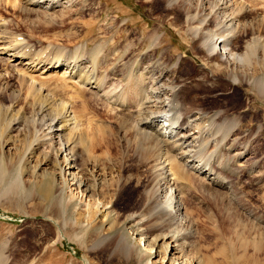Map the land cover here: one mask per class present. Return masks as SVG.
Here are the masks:
<instances>
[{"label":"rangeland","instance_id":"1","mask_svg":"<svg viewBox=\"0 0 264 264\" xmlns=\"http://www.w3.org/2000/svg\"><path fill=\"white\" fill-rule=\"evenodd\" d=\"M196 2L72 0L48 8L0 0V264H172L160 235L170 236L166 242L178 239L177 264H264V89L258 84L264 82V60L261 51L249 60L244 55L247 41L264 43V0L227 1L225 12L239 14L226 51L244 58L230 63L227 53L221 60L220 46L210 50L205 39L194 36L192 28L201 20L190 23L185 7ZM240 9L249 11L241 16ZM207 20L213 29L225 25L216 13ZM2 46L24 59L32 56L34 70ZM58 58L80 61L84 70L93 65L102 87L76 83L77 75L65 76L63 66L42 72ZM163 71L164 82L157 79ZM162 82L185 99L174 95L167 123L176 120L177 127L190 108L205 112L202 119H186L188 142L180 140L184 133L178 128L172 136L153 116L148 122L149 113L168 107L156 90ZM158 96L162 108L147 107ZM68 111L74 128L66 138L80 153V180L97 177V197L113 200L115 221L92 202L81 206L75 184L60 182L65 190L58 195V185L49 183L55 174L46 170L56 172L58 161L66 162L56 149L61 138L54 144L46 139L48 125ZM156 129L167 136L155 157L143 158L139 143ZM177 156L182 163L193 160L184 164L187 177L169 175L170 182L157 183L167 169H161L162 160L171 164ZM42 159L48 166L39 167ZM192 163L206 171L191 169ZM164 189L183 205L184 219L169 211ZM136 211L145 217L143 224L123 221ZM159 250L164 263L156 262Z\"/></svg>","mask_w":264,"mask_h":264},{"label":"bare ground","instance_id":"2","mask_svg":"<svg viewBox=\"0 0 264 264\" xmlns=\"http://www.w3.org/2000/svg\"><path fill=\"white\" fill-rule=\"evenodd\" d=\"M70 1H72V0H24V3H25V5L26 6H30V5H33V6H35V5H40V6H43V5H45V4H47V5H49V7L48 8H50V6L51 5H53V4H57V5H61L62 3H67V2H70ZM227 1L228 0H197V2H196V4L194 5V6H192V5H189L188 7L186 6V5H184V6H186L185 7V9H186V11H187V13H188V15H189V13H192V14H190L191 15V17H190V19H189V22L190 23H193L195 20L194 19H197V18H199L201 21L199 22V24H194V26H193V28H192V30L194 31V36L195 37H197L198 36V38L199 39H201V40H203V39H205V40H203V41H205L206 43H207V45L209 46L208 47V49H210V50H215L218 46H220V58H222L221 60H224L223 58H224V56L226 55V53H227V58H226V60H225V62H227V63H230L231 62V60L232 59H235V60H240V61H244V58H242L241 57V55H239V56H237V53H233L232 51L230 52H227L226 50H227V46L229 45V43L230 42H232L233 40H235L234 38V34L232 33L233 32V30H234V28H232L233 26H235L234 25V23H233V20L235 19V18H238L237 16V14H239V13H237L236 15H234V12H235V10H234V12L233 13H227V12H225V9L227 8L228 9V7L229 6H227ZM183 2H185V1H183ZM194 2V1H193ZM188 3V2H187ZM192 3V2H191ZM195 3V2H194ZM182 4V3H181ZM209 4V5H208ZM24 5V4H23ZM46 6V5H45ZM54 6V5H53ZM52 7V6H51ZM195 8V12H193L192 10H191V8ZM24 8V7H23ZM34 8V7H33ZM45 8V10H46V8L47 7H44ZM43 8V9H44ZM198 8H200V10H198ZM243 9H245V8H243ZM243 9L241 10V13H240V15L241 16H245V13L246 12H248L247 10H246V12H245V10H244V12H243ZM27 10H29V8L27 9ZM198 10V11H197ZM29 11H33V10H29ZM229 11V10H228ZM230 12V11H229ZM214 14V13H216L217 15H220L221 16V20H219L220 22H221V24H225L224 26H223V29H220V28H218V29H213V28H210L209 27V25H208V21L209 20H207V17H209V15H211V14ZM228 14V15H227ZM240 16V17H241ZM214 17V16H213ZM247 17V16H246ZM188 19V18H187ZM198 19V20H199ZM210 19V18H209ZM214 19H215V17H214ZM217 19V18H216ZM240 20V19H239ZM188 21V20H187ZM212 21V20H211ZM229 21H230V23H229ZM238 21V20H237ZM202 22H205L206 24H204V23H202ZM208 22V23H207ZM220 24V23H219ZM190 25H192V24H190ZM220 29V30H219ZM6 33V32H5ZM2 34V33H1ZM0 38H4V36H2V35H0ZM193 39H195V38H193ZM200 41V40H199ZM195 42H196V40H195ZM197 42H198V40H197ZM204 42V43H205ZM3 43H5V41L3 42ZM194 43V42H193ZM203 44V43H202ZM4 45V44H3ZM194 45H196L195 43L193 44V46ZM222 45V46H221ZM14 46V45H13ZM17 48H18V46L17 45H15ZM15 46H14V48H15ZM197 46V45H196ZM206 46V45H205ZM3 47V51L4 52H6V53H9V55H11L12 57H13V59H21V61H17V63H21V62H23L22 64L23 65H25V66H27V68L29 69V70H32L33 69V67H35V65L33 64L34 63V60L31 58L32 56H24L26 59H24V58H21V55H17V53L15 52H13V50L12 49H8V46H2ZM13 48V47H12ZM196 48V47H195ZM245 57L249 60V59H251L252 57H258V56H260V54H261V52H263L262 53V58H263V60H264V43L262 44V42L260 41V39L259 38H257L256 40L254 39V41H251V42H248L247 41V43H246V45H245ZM19 49V48H18ZM17 49V50H18ZM223 50V51H222ZM261 51V52H260ZM3 52V53H4ZM20 52H22L21 51V49H20V51H18V53H20ZM196 52V51H195ZM218 54H219V51L217 52ZM230 55H229V54ZM22 54V53H21ZM24 54V53H23ZM22 57H23V55H22ZM22 59H24V60H22ZM62 59V58H61ZM78 60H80V59H78ZM91 60V59H90ZM93 60V59H92ZM42 61V60H41ZM236 62V61H235ZM234 62V63H235ZM82 63V62H81ZM80 61H77V60H75V61H71V60H69V61H66V60H60L59 61V58L58 59H56V60H54V59H52V60H49L48 61V65L47 66H45L44 67V69H43V71L42 72H47V71H50L51 72V70H54V69H57L56 71H58V68H59V70L62 68V66L64 67L63 68V72H62V74H64L65 76H69V74H71L73 77H75V75H77V78H76V83H78L79 81H84V82H88V84H91V83H95V85H94V87H96V88H101L102 87V84L104 83V81H103V83H101L102 81H101V78H99L98 77V74H96L97 75V77L99 78H96L95 76V67L93 66V65H91L92 67H94V68H92L91 66L90 67H86L85 69L86 70H84L83 69V67H82V69H80L79 67H80ZM95 62L93 61V63H91V64H94ZM43 64H45V63H43ZM43 64L41 65V66H43ZM85 64H87V61H86V63ZM264 64V63H263ZM82 65H84L83 63H82ZM81 65V66H82ZM96 65V64H95ZM37 66V65H36ZM86 66H88V65H86ZM168 69H170V68H168ZM172 69H174V68H172ZM34 70V69H33ZM175 70H176V68H175ZM55 71V70H54ZM94 71V72H93ZM60 72V71H59ZM69 72H71V73H69ZM76 72V73H75ZM166 72V71H165ZM178 72V71H177ZM177 72H175V73H177ZM69 73V74H68ZM171 73V71L169 72V74ZM174 73V74H175ZM178 74V73H177ZM165 75H167V74H165L164 73V71H163V73H161V75L157 78V79H162V80H159V81H163V77L165 76ZM230 75V74H229ZM169 76H171V74L169 75ZM173 77H174V75H172ZM94 77V79L92 80V78ZM180 77V76H179ZM183 77V76H182ZM175 78V77H174ZM69 79L70 80H72L70 77H69ZM172 79V78H171ZM74 80V79H73ZM165 80V79H164ZM174 80V79H173ZM158 81V82H159ZM72 82V81H71ZM70 82V83H71ZM164 82V81H163ZM162 82V83H163ZM169 82V81H168ZM73 83V82H72ZM71 83V84H72ZM79 84V83H78ZM83 84H85V83H82V85ZM137 84H139V83H137ZM174 84V83H173ZM258 84H259V86L261 87V88H263L264 89V82H263V79H260L259 80V82H258ZM99 85H101V86H99ZM76 87H77V85H75ZM99 86V87H98ZM168 86V84L165 82V83H163V84H161V85H158L157 86V88H156V90H158L159 92H160V95L161 96H166L167 97V102H165L166 103V105H168V107L163 111V110H160V111H158V112H155V113H157L158 115H156L155 113H149L148 114V117H147V119H149V117L150 116H153V119H156V121H160V123L161 124H159L158 126H161L160 128L161 129H166V131L168 130V132H169V135H172L173 136V128H175L176 127V124L178 123V121H176V120H172L170 123H167V122H169L168 121V118H167V116H169V114H170V109L172 108V106H173V104H174V98H177V97H174V95H176V96H178V94H179V101H181L182 100V102H184L183 101V99H184V96L183 95H180V93H181V91H180V93H178V91H177V89H176V87H174V86H170V88L169 87H167ZM93 87V86H92ZM93 87V88H94ZM169 88V89H168ZM136 90H137V88H136ZM139 90V89H138ZM151 92V91H150ZM145 93V92H144ZM143 93V94H144ZM33 94V93H32ZM38 94V93H37ZM136 94V93H135ZM134 94V95H135ZM100 95V94H99ZM106 95V94H105ZM111 96V95H110ZM144 96H145V94H144ZM144 96H143V99H144ZM157 96V95H156ZM135 97V96H134ZM138 97H141V95L140 96H138ZM137 97V98H138ZM117 98V97H116ZM125 98V97H124ZM157 98V97H156ZM160 98V96H158V98H157V100L155 99V101L152 99H150V104H148V102H147V107L149 106V105H156V106H159L160 108H162V104L161 103H159L158 102V99ZM42 99V98H41ZM41 99H39L38 101H40ZM143 99H141V100H143ZM146 99V98H145ZM145 99H144V101H145ZM119 100V99H118ZM123 100H125V99H123ZM140 100V99H139ZM185 100V99H184ZM37 101V100H36ZM44 101V100H43ZM43 101H41L40 103H41V105H42V102ZM120 101V100H119ZM50 102V101H49ZM124 102V101H123ZM142 102V101H141ZM141 102H139V103H141ZM37 103V102H36ZM39 103V102H38ZM37 103V104H38ZM177 103V102H176ZM52 104V103H51ZM63 104V103H62ZM36 105V104H35ZM44 105V104H43ZM42 105V106H43ZM145 105V104H144ZM176 105V104H175ZM40 106V105H39ZM41 106V107H42ZM50 106V105H49ZM65 106V105H64ZM180 106V105H179ZM186 106V105H185ZM45 107V106H44ZM67 107V106H66ZM176 107H177V105H176ZM35 108H36V106H35ZM39 108V107H38ZM64 108V107H63ZM190 108V107H189ZM173 109H175V108H173ZM177 109V108H176ZM176 109H175V111H176ZM182 109V108H181ZM180 109V110H181ZM179 110V109H178ZM190 112L189 113H187L186 114V119H188V117L190 118V117H192L193 119H191V120H194L195 118H197V120H199V119H202L203 117H205L204 115V113H203V111H201V110H199V109H197L196 108V110H195V108H190ZM38 111V110H37ZM36 111V112H37ZM148 111V110H147ZM174 111V110H173ZM173 111H171V112H173ZM39 112H41L42 113V111L40 110ZM51 112V111H50ZM63 112V111H62ZM144 113H146V111L144 112H142V114L144 115ZM59 114V113H58ZM141 114V115H142ZM182 114V113H181ZM207 114V113H206ZM64 116V118L62 117V116H60V115H58V116H55V117H52L51 118V121H50V123H49V125H48V128H49V131L46 133V134H48V136L46 137V139L48 138V140L51 142V144L53 143H55V138H58V137H60L61 139L60 140H58V141H60L59 142V146H56V149H57V152L59 153V154H61V156L62 155H64L63 156V159H64V161L66 162V164H65V166L64 165H62V164H60V161H58V160H56V161H54V162H59V166L57 165V167H56V169H57V171L55 172H52V171H50V170H46L47 171V173H50V175H52V174H55V178H53L52 180H49V183H51V184H55V185H58V187L60 188L59 189V193H58V195H61L62 193H63V190H65V187L63 186L62 187V185H60V182H63L65 185H67V187H69V188H71V184H75L76 186H75V189H78L79 190V195L81 194V198H78V200L80 201V203H81V206L83 205V206H86V207H88L89 208V206H90V204H91V202L93 203L92 205H96V207H98L99 209H101V210H103V212H105V215H110V216H112V219H113V221H115L116 220V218L118 217V215L116 216V212H115V210H114V205H113V200L112 201H101V199H99V197H97V195H98V189H99V187H98V183L96 184V181H95V179H97V177L94 179V180H92V178H90V176L88 175H83L84 176V179L83 180H80V174H82L81 173V169L82 168H80V166H79V162H78V158H79V155H80V153L77 151V150H75V148H74V146L75 145H72V141H70V140H67V138H66V134L68 133V132H66L67 130H70L71 128H74V127H72V126H74V124H73V120H72V117H71V115H70V112L68 111V113L66 112V114L65 115H63ZM73 116V115H72ZM170 116H172V115H170ZM175 116V115H174ZM60 117H62V118H60ZM74 118V117H73ZM212 118V117H211ZM152 119V118H151ZM166 119V121H164ZM177 119V118H176ZM179 119V118H178ZM184 120V122H182V123H180L176 128H178L177 130H179V132L180 133H184L181 137H180V140H182L183 142H186L188 139H191V134H192V132L191 133H189V132H187V121L188 120ZM141 120V119H140ZM145 120V119H144ZM150 121V119L148 120V122ZM155 121V120H154ZM155 121V122H156ZM189 122V121H188ZM192 122V121H191ZM12 123H14L13 124V127H15L14 129H18V127H16L15 125H16V122H12ZM175 124V126H172V125H174ZM148 125V124H147ZM69 127V128H68ZM148 127H150V126H148ZM147 126H145V128H148ZM157 127V126H156ZM195 128V127H194ZM139 129V128H138ZM144 129V128H143ZM158 130V129H156L155 131H154V133L155 134H153V133H151V134H147V133H145V134H147L146 135V137L142 140L141 138H139V139H141L143 142L141 143V145H140V143H139V147L141 148H139L140 150H142L141 152H142V154L144 155V157L143 158H146V159H148V158H152L153 156L155 157L157 154H156V152H155V154L156 155H153L152 156V153L155 151V148H157V150L158 149H160V145L159 144H161L160 143V141H162L163 140V138L165 137V136H167V133L165 132V130ZM173 129V130H172ZM183 131V132H181V131ZM74 131H76V130H74ZM78 131V130H77ZM176 131V130H175ZM193 131V130H192ZM195 131V130H194ZM70 133V132H69ZM179 133V134H180ZM140 134H141V131H140ZM143 136H145V135H143ZM180 136V135H179ZM178 136V137H179ZM140 137H141V135H140ZM169 137H171V136H169ZM195 140L197 139V138H195V137H193ZM166 140V139H165ZM179 140V141H180ZM192 140V139H191ZM11 141V140H10ZM9 140L7 141V143H6V145L8 146V144H9V142H10ZM48 141V142H49ZM65 141V142H64ZM71 143H70V142ZM167 141V140H166ZM165 141V142H166ZM194 141V140H193ZM39 142V141H38ZM139 142V141H138ZM141 142V141H140ZM170 142V141H169ZM188 142V141H187ZM40 143V142H39ZM39 143L37 144L36 143V147H38V148H40L38 145H39ZM57 143V142H56ZM76 143V142H75ZM189 143H191V141L189 142ZM193 143V142H192ZM195 143V142H194ZM44 144V143H43ZM137 144V143H136ZM168 145V144H167ZM181 145V144H180ZM160 146V147H159ZM172 146V145H171ZM91 147V146H90ZM168 147V146H167ZM166 147V148H167ZM34 148V147H33ZM169 148V147H168ZM182 148V147H181ZM37 149V148H36ZM179 149V148H178ZM185 149V148H184ZM181 150V149H180ZM191 151V150H190ZM89 153V152H88ZM161 153V152H160ZM159 153V154H160ZM181 153V152H180ZM186 153V152H185ZM162 155V154H161ZM160 155V156H161ZM179 156V155H178ZM177 156V157H178ZM163 157V156H162ZM180 158H182V157H180ZM179 157H178V159L177 160H173L172 159V161H170L171 159H168L170 162H171V164H172V166H170V167H166L165 165H167V166H169V165H171L170 163H168V164H165L164 163V161L165 160H162V162L160 163V164H162V167H161V169H163V170H165V168H167L166 169V171H164V172H162V174H161V178H157V183H159V181L161 180L162 182H161V184L163 185V181L165 180V183H167V182H170V181H168V176L169 175H171L172 177H174L173 179H182V178H185V177H187V169H189V168H187L184 164H186V163H188L189 161L191 162V161H193V160H186V162L185 163H182V162H180V159ZM167 159V158H166ZM43 161H40L38 164H39V167L40 166H43V165H46V166H48V162L47 161H44L45 159H42ZM83 160H84V158H83ZM185 161V160H184ZM189 165V164H188ZM187 165V166H188ZM191 165V164H190ZM199 165H202L201 163H192V167L190 166V168L191 169H196V170H200V171H202V172H204V171H206L205 170V167H199ZM46 166H44V167H46ZM56 166V165H55ZM203 166V165H202ZM49 168V167H48ZM45 169V168H44ZM52 169H54V168H52ZM55 170V169H54ZM163 173H164V175H163ZM157 175V174H156ZM160 175V174H159ZM82 176V177H83ZM191 176V175H190ZM54 177V176H53ZM220 180V179H219ZM70 181H72V183L70 182ZM160 184V183H159ZM222 184V183H221ZM165 185V184H164ZM168 185V184H167ZM166 187V186H165ZM164 187V188H165ZM57 188V187H56ZM167 188V187H166ZM72 190V189H71ZM48 192H51V188H49L48 190H47ZM58 191V190H57ZM56 191V192H57ZM164 192H165V194H164V197H166V199H165V202H168V206L167 207H169V211H171V212H174V213H176V215H177V217H180L181 219H184V217H185V215L184 216H182V214H183V212H182V209H183V205L181 206V204H179V201L177 200V197L176 196H174L173 195V191L171 192V191H169L168 192V194H167V189H164ZM155 193V192H154ZM157 194V193H156ZM77 195V194H76ZM170 195V196H169ZM158 196V195H157ZM169 196V197H168ZM153 197V196H152ZM159 198H161L160 196H158ZM60 199L59 200H61V198L62 197H59ZM104 198V197H103ZM148 198V197H147ZM154 199V198H153ZM156 200V199H155ZM162 200V199H161ZM168 200V201H167ZM62 201V200H61ZM152 201V200H151ZM157 201H158V199H157ZM160 201V200H159ZM164 202V201H163ZM180 203H182V202H180ZM158 204V203H157ZM160 204V203H159ZM158 204V205H159ZM91 205V206H92ZM80 206V207H81ZM161 206L163 207V203L161 202ZM156 207V206H155ZM159 207H160V205H159ZM81 208H83V207H81ZM164 208V207H163ZM163 208H161V209H163ZM160 209V211H158L157 213V215H156V218H157V216H160L161 214H162V212L165 210V208L163 209V211ZM185 214V213H184ZM143 214H140V213H138L137 211L136 212H128L127 213V215H125V217H124V219H123V221H128V222H131V221H133V222H135V225H137V223H139V225L140 224H143L144 223V221L146 220L145 219V217H143L142 216ZM175 217V216H174ZM110 219V218H109ZM122 221V222H123ZM184 221V220H183ZM139 231H141V230H139ZM170 237V236H169ZM169 237H167L166 235H160L159 236V239L161 240V239H164V241H163V245H161V246H164V248H165V255L168 257L167 258V260L168 261H170V263H172V264H177V260L176 259H178L177 257H176V254H179L177 251L179 250V246H180V244H178L177 243V240L178 239H176V238H173V239H171V241H169V242H166L168 239H169ZM171 237H175L174 235H172ZM146 240H149V237H146L145 238ZM150 242L148 241L147 242V246H151L150 244H149ZM146 245V244H145ZM181 250V249H180ZM179 250V251H180ZM160 251L161 250H159V253L158 252H156V256H158V254H159V261H158V259L156 260V262H160V261H162V258L163 259H165L166 257L165 256H162V255H160ZM161 254H162V252H161ZM177 256H179V255H177ZM164 261V260H163ZM162 261V262H163ZM152 262V261H151ZM151 262H150V264H151ZM154 263H155V261H154ZM164 263V262H163ZM181 263V262H180ZM179 263V264H180ZM157 264V263H156Z\"/></svg>","mask_w":264,"mask_h":264}]
</instances>
